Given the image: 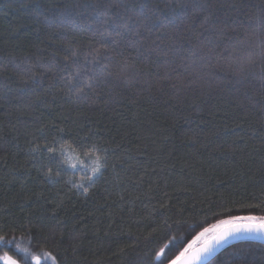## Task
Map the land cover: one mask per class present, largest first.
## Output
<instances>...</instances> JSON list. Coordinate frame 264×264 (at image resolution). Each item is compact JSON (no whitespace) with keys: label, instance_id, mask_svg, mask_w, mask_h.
Segmentation results:
<instances>
[{"label":"trees","instance_id":"16d2710c","mask_svg":"<svg viewBox=\"0 0 264 264\" xmlns=\"http://www.w3.org/2000/svg\"><path fill=\"white\" fill-rule=\"evenodd\" d=\"M184 2L0 0V66L62 67L77 51L87 70L84 54L113 47V38L122 53L112 56L111 77L83 93L68 90L61 77L69 73L27 87L6 73L0 235L15 236L28 260L15 243L0 246V255L20 264H36L32 256L40 264H168L195 235L188 226L264 215L261 66L239 70L247 43L264 35V0L177 7ZM142 3L156 21L151 30L116 37L108 22H123ZM157 4L163 15L150 11ZM82 143L107 153L86 158ZM105 155L107 167L94 173L96 157L104 165ZM208 264H264V244L233 243Z\"/></svg>","mask_w":264,"mask_h":264},{"label":"snow or ice","instance_id":"6c2138e0","mask_svg":"<svg viewBox=\"0 0 264 264\" xmlns=\"http://www.w3.org/2000/svg\"><path fill=\"white\" fill-rule=\"evenodd\" d=\"M120 6L122 7L123 5ZM190 6L193 8L197 7L196 0H185L184 3L177 5V7L181 9H186ZM136 7H138L140 11L134 12L133 15H129L123 22H121L120 19L108 22V26L112 27L116 37L126 35L129 32L139 36L142 32L151 30L150 25L154 24L156 21L145 13L144 9H146L148 5L142 3ZM150 11L163 15V11L158 4L150 9ZM261 11L264 12V9H261ZM161 15L156 17L157 21L161 20ZM164 19H167V17L164 16ZM205 23H207V19H205ZM187 30V28L181 29V34ZM137 43H139V41H137ZM200 43L203 44L204 41L201 40ZM207 43L212 44V41L208 40ZM112 45L113 47H90L89 51L84 54L85 63L91 65L87 70L80 65L81 56L77 51H69L68 54L63 57L62 67L59 62L55 64L54 68L52 66L45 68L44 65L38 66L27 62L23 65L10 63L8 67L0 66V85L8 88L12 81V76L6 74L8 72L19 74L20 79L18 83L23 87H27L30 84H38L40 81L44 80L45 77H48L50 80L55 79V74L57 72H64L69 73L67 79L61 77L64 83L69 86L68 90L72 91L74 88L77 92L83 93L85 88L91 90L95 86V82L106 81L111 77L112 73L109 70V65L112 63V56L113 54L122 55V53L116 52L117 47L121 45V41L113 38ZM215 47V45L209 47L208 51L210 54L215 52ZM247 49L246 59L239 63V70L246 73L249 69L259 64L262 73L261 89H264V35H257L256 40L247 43ZM216 55L219 54L217 53ZM230 55L232 54L230 53ZM88 57H91V60H89ZM145 59H147V57ZM105 61L107 63H105ZM72 68H75L76 71L70 72ZM185 70L187 71L188 69L186 68ZM193 71H195V69H193ZM49 72L54 74L49 76ZM25 76H27V79L24 78ZM5 95H7V93H5ZM261 101H264V96L261 97ZM261 106L264 107V103H262ZM0 107H3L2 103H0ZM38 131L43 133V129H38ZM79 147L86 158L92 154L93 150L107 153L106 148L101 149L96 144H92L91 148H88L87 145L82 143ZM37 150L36 148H30L32 152H36ZM48 151L51 152L52 150L49 148ZM100 160L101 157L97 156V166L93 168L94 173H99L102 166L107 167V156L105 155L104 157V165L100 164ZM72 167H75V165ZM86 191L87 189H85V192ZM249 207L254 206L249 205ZM197 228H199V231L196 230ZM186 232L188 234L195 232V235L187 242L186 246L181 243L178 248L173 251L172 255L167 257L168 264H208L209 259L232 239H238L245 235L264 239V215H229L227 219H218L215 223L207 227L200 224L188 226ZM7 236V233L0 235V246H7L15 243L18 251L25 254L24 260L27 261L28 250L26 248H21L15 236L11 238H7ZM163 254V249H161L160 252L155 253V256L158 259ZM31 259L34 260L36 264H40L39 256H32ZM52 259L55 261L56 258L52 257ZM0 262H2V264H20V262L12 255H9L7 251L0 255ZM147 264H152V261L149 259ZM161 264H163L162 261Z\"/></svg>","mask_w":264,"mask_h":264},{"label":"water","instance_id":"95a60500","mask_svg":"<svg viewBox=\"0 0 264 264\" xmlns=\"http://www.w3.org/2000/svg\"><path fill=\"white\" fill-rule=\"evenodd\" d=\"M246 240L254 241V242L257 241V242H260V243L264 244V239H259V238H255V237H253V236H248V235H245V236H243V237H241V238H238V239H232V240H230L226 245H224L223 248L219 249V250L215 253V255L212 256V257L209 259L208 263L212 262V260L215 259L216 256L219 255V254L222 252V250L225 249L226 247H228V246H230V245H233V243L244 242V241H246Z\"/></svg>","mask_w":264,"mask_h":264}]
</instances>
